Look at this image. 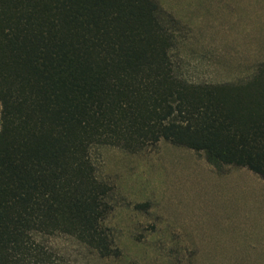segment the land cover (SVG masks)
<instances>
[{
	"label": "trees",
	"instance_id": "16d2710c",
	"mask_svg": "<svg viewBox=\"0 0 264 264\" xmlns=\"http://www.w3.org/2000/svg\"><path fill=\"white\" fill-rule=\"evenodd\" d=\"M179 30L156 0H0V264H75L61 236L117 253L102 147L164 140L264 180V62L189 81Z\"/></svg>",
	"mask_w": 264,
	"mask_h": 264
},
{
	"label": "rangeland",
	"instance_id": "374dc122",
	"mask_svg": "<svg viewBox=\"0 0 264 264\" xmlns=\"http://www.w3.org/2000/svg\"><path fill=\"white\" fill-rule=\"evenodd\" d=\"M156 1L180 29L184 79L232 82L264 62V0ZM92 161L111 189L105 225L118 250L101 259L55 237L75 264H264V180L253 172L215 170L164 140L138 153L102 147Z\"/></svg>",
	"mask_w": 264,
	"mask_h": 264
}]
</instances>
